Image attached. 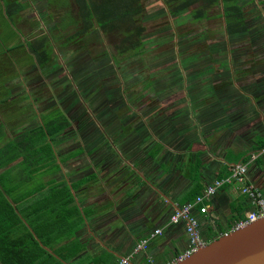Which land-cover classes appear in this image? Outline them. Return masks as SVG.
<instances>
[{
    "label": "crops",
    "instance_id": "0c3cea01",
    "mask_svg": "<svg viewBox=\"0 0 264 264\" xmlns=\"http://www.w3.org/2000/svg\"><path fill=\"white\" fill-rule=\"evenodd\" d=\"M46 2L0 0V151L9 150L0 156V177L9 210L25 226L14 236H27L35 224L42 244L55 254H42L36 264H115L141 237L163 227L130 264L177 257L188 238L183 223L167 224L173 208L264 147V0H245L246 30L227 33L221 16L224 26L214 45L192 61L159 68L168 73L152 80L148 121L140 110H124L134 96L117 99L102 88L104 81L93 85V71L86 72L81 85L105 121L101 127L89 120L86 107L78 125L76 96L61 90L57 49L45 30L53 21ZM44 36L52 45L47 61L40 55ZM105 60H90V70L95 65L103 72ZM78 72L85 73L80 67ZM160 85L167 89L163 95L157 94ZM55 109L54 117L42 120L40 113ZM51 119L59 122L48 124L52 134L43 136ZM247 178L264 196V153L248 163ZM64 188L72 201L59 206ZM244 198L233 186L214 195L208 212L196 213L202 237L229 231ZM250 210L248 202L244 217Z\"/></svg>",
    "mask_w": 264,
    "mask_h": 264
},
{
    "label": "rangeland",
    "instance_id": "374dc122",
    "mask_svg": "<svg viewBox=\"0 0 264 264\" xmlns=\"http://www.w3.org/2000/svg\"><path fill=\"white\" fill-rule=\"evenodd\" d=\"M239 2L245 4V0H239ZM142 3L146 9V14L141 19V24L145 27L142 36L144 51L130 60H120L117 64L109 56H106L107 52L104 53L106 50L115 53L114 43L118 42L117 36L103 34L104 31L95 29L94 37L92 33L90 40H87L86 48H81L84 45V40H79V38L75 42H65L66 36L72 34L78 26V24L73 23V20L77 21L79 18L76 7L73 5L72 0H47L46 4H48V10L52 13L53 21L49 22L47 20L48 26L46 27L48 28L45 30H49V34L54 35L55 48L57 49L54 57L55 66H59V75L61 79L64 78L63 81L61 80V90L67 92L70 89L71 95L76 96L75 102L72 99V104L79 105L80 108L77 109L78 125H83L84 118L82 113L80 118L79 113L80 110H85V107L87 109L86 113L91 115L89 120L93 124L98 127L105 124L98 110L90 107L85 87L81 85L82 82H86V72H94L92 83L93 85L96 84V87H100L102 81H104L102 88L105 89L106 87L107 90L105 91L110 95L114 94L113 97L118 99L119 96L123 97V95L134 96V102L130 101L128 105L125 103L128 108L125 107L124 110L127 111L130 107L140 110L141 119L144 118L145 121H148L147 118L152 110V99L150 97L155 91L154 87L152 89V80L156 82L155 77H163L165 73H168L165 69L159 68H162L165 62L177 59L192 61L194 58H198V53L201 50L209 44H215L217 38H219V33L223 30L224 23L220 15V6L211 8L207 19L193 22L189 20V18H192L190 14L192 7L178 15L174 14V16L168 14L164 0H143ZM54 25H57L55 29ZM94 39H98L99 44L95 43ZM170 49L172 52L169 51ZM124 56L126 57V55ZM120 57L123 58V55ZM102 59H107L105 64L100 67L104 68L103 72L100 73L99 68H96L95 65L90 70V60L98 61ZM75 63H79V65L76 66ZM78 67L85 73L79 74ZM87 67L89 68L88 71L86 70ZM74 68H76V71ZM95 72L97 78H94ZM160 86L164 91L162 92L161 88L158 87L157 94L163 95L167 89L163 88L162 85ZM91 87L94 88L92 85ZM125 98L128 100L130 97ZM125 98L124 100H126ZM97 103L98 100L95 98L94 106ZM87 106H89V109ZM120 109L122 110V106ZM56 110H53L47 116L40 113V117L45 121L47 117H54ZM140 117L135 118V120H140Z\"/></svg>",
    "mask_w": 264,
    "mask_h": 264
},
{
    "label": "trees",
    "instance_id": "16d2710c",
    "mask_svg": "<svg viewBox=\"0 0 264 264\" xmlns=\"http://www.w3.org/2000/svg\"><path fill=\"white\" fill-rule=\"evenodd\" d=\"M142 2L143 0H72L79 16L77 21L73 20V23L78 24V26L72 34L66 36L65 42H75L79 38V40H84V45L81 48H86L87 40H90L92 33L94 37V32L100 29L102 32L104 31L103 34L118 37V42L114 43L115 53H110L107 50L104 52L105 54L107 52L106 56H109L114 62L119 64L120 60L127 61L136 55L138 56L144 51L142 36L145 27L141 24V19L145 16L146 9ZM14 3L11 2L9 4L12 5ZM164 5L170 15H178L192 7L190 10L192 18L189 20L193 22L207 19L210 15V9L220 6V15L224 17L225 31L227 33L242 32L247 28L243 4L239 0H164ZM56 26L54 25V29ZM53 39L54 37L50 34V42ZM97 40L94 39V42L99 44ZM43 41L45 45L40 55L42 54L45 61H47L52 45L51 43L49 44L46 36H44ZM122 55L123 58L120 57ZM48 122L45 125L46 132L43 133V136H50L52 134V128L48 124L57 123L59 120L51 119ZM30 144L31 146L33 145V140H30ZM36 152L40 153L42 151L38 150ZM6 153H9V150L0 151V156L2 154L6 155ZM3 182V178L0 177V261L3 264H30L34 262L36 264V259L42 254L51 255L53 259V255L55 254L51 250L50 245L42 244L43 239L39 236L35 224L30 223L33 228L25 232L27 236L22 235V233L14 236V234L22 230L25 226L21 223L15 211L9 210L10 201L6 197V192L8 191L4 187ZM67 189L65 191L64 188L57 195L59 206H67L72 201ZM199 192L200 190L193 192V197L188 201L193 200L194 196ZM242 202L243 205L238 204L237 206H240V208L237 207L235 209V220L244 218V212L248 206L246 197L242 199ZM73 208L78 213L81 221L82 214H80L78 207L74 205ZM9 211L11 213H8ZM70 234L72 235L73 232ZM216 237H218V234L208 237V240H205L208 242ZM27 242H31V244ZM49 249L51 252L48 251ZM32 257L34 258L32 259ZM44 264H47L46 260Z\"/></svg>",
    "mask_w": 264,
    "mask_h": 264
},
{
    "label": "built area",
    "instance_id": "2783aa9c",
    "mask_svg": "<svg viewBox=\"0 0 264 264\" xmlns=\"http://www.w3.org/2000/svg\"><path fill=\"white\" fill-rule=\"evenodd\" d=\"M263 153L264 147L257 151H252L249 154L247 161H240L231 164L227 175L215 178L210 184L206 185L198 194H196L193 200L176 205L168 217L167 224H184V229L188 238L187 248L177 257L164 262H156L150 259V264H176L178 261L189 256L207 243L201 235L199 228L200 222L196 213H207L213 196L224 187H235L239 194L246 197L251 206V210L246 213L245 217L236 221L230 230L244 227L250 222L263 218V193L258 187L250 183L247 178L248 163H251ZM162 233L163 227L153 229L135 243L132 251L128 255L119 257L115 264H130L135 256L145 252L150 242Z\"/></svg>",
    "mask_w": 264,
    "mask_h": 264
},
{
    "label": "water",
    "instance_id": "95a60500",
    "mask_svg": "<svg viewBox=\"0 0 264 264\" xmlns=\"http://www.w3.org/2000/svg\"><path fill=\"white\" fill-rule=\"evenodd\" d=\"M176 264H264V217L222 233Z\"/></svg>",
    "mask_w": 264,
    "mask_h": 264
}]
</instances>
